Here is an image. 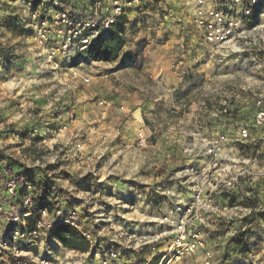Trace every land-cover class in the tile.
Here are the masks:
<instances>
[{
    "label": "rangeland",
    "instance_id": "374dc122",
    "mask_svg": "<svg viewBox=\"0 0 264 264\" xmlns=\"http://www.w3.org/2000/svg\"><path fill=\"white\" fill-rule=\"evenodd\" d=\"M162 1L151 6L143 0L128 20H120L124 44L114 60H93L88 51L75 56L73 64L90 76L89 84L78 82L75 88L68 75L64 79L54 74L33 43L29 20L22 17L23 2L0 0V164L8 173L21 175L17 178L22 186L23 177L30 176L32 184L38 179L39 201L44 204L58 196L63 205L78 209L96 246L112 244L107 228L121 229L127 232L121 249L131 260L155 263L167 253L163 264H203L202 252H170V228L155 221L150 207L128 203L125 193L138 185L142 199L151 204L149 195L156 185L182 163L179 139L201 102L217 100L210 94L217 86L248 83L230 78L229 69L204 63L197 53L199 43L187 36L185 23L166 18L165 4L171 0ZM166 45H173L176 53L170 65L161 63ZM101 100L104 104L99 106ZM240 100L249 116L251 99ZM138 132L145 146L137 145ZM75 148L88 163L75 164L69 156ZM168 153H174L172 159ZM229 228L234 226L206 229L213 259L218 264H264L259 219L252 216L235 234L236 239L248 234L247 248L237 247L239 240L217 238ZM155 235L157 241L133 248L139 237Z\"/></svg>",
    "mask_w": 264,
    "mask_h": 264
},
{
    "label": "built area",
    "instance_id": "2783aa9c",
    "mask_svg": "<svg viewBox=\"0 0 264 264\" xmlns=\"http://www.w3.org/2000/svg\"><path fill=\"white\" fill-rule=\"evenodd\" d=\"M21 1L22 17L29 20L33 43L54 74L59 72L64 79L68 75L75 81V88L78 82L90 83V76L82 73L81 65L73 64L75 56L87 52L96 41L107 39L110 29L121 19L128 20L143 3ZM149 2L151 6L163 5L162 0ZM165 7L168 21H183L187 36L192 35V41L199 43L197 53L204 63L216 70L229 69L233 73L230 78H240L248 85L217 86L210 93L217 100L201 102L200 109L192 115V125L182 131L179 139L182 163L156 185L154 194L149 195L151 204L142 199L138 185L127 188L125 195L133 206L150 207L156 212L155 221L170 228L174 234L170 252H202L203 264H218L208 249V227L234 226L217 237L234 241L238 227L244 229L248 219L256 216L264 233V0H171ZM243 97L251 99L249 116L244 112L248 107L241 105ZM103 104L102 100L98 102L99 106ZM137 136V145L145 146L142 133ZM173 155L168 153L167 158L172 159ZM69 156L77 166L88 163L79 149H72ZM17 176L21 175L8 173L0 164V264H84L93 257V264L153 261L131 260L121 249V240L127 234L121 229L105 226L112 244L96 246L78 209L63 205L58 196L51 204L42 203L38 192L41 182L35 179L32 184L23 177L22 186ZM59 226L78 231L88 241V251L64 247L55 236ZM241 236L247 248L248 234ZM157 238L158 235L139 237L133 248L151 244ZM166 256L163 254L157 264H162Z\"/></svg>",
    "mask_w": 264,
    "mask_h": 264
},
{
    "label": "trees",
    "instance_id": "16d2710c",
    "mask_svg": "<svg viewBox=\"0 0 264 264\" xmlns=\"http://www.w3.org/2000/svg\"><path fill=\"white\" fill-rule=\"evenodd\" d=\"M122 26H123L122 23L120 22L116 23L110 29L109 36L107 39L98 40L91 45V47L88 50V54L93 60L108 62L114 60L118 56L119 50L124 44V37L122 35L123 34ZM29 177L30 176H28V179ZM42 203L44 202L42 201ZM55 236L60 240L62 245L66 248L74 249L79 252H86L89 249L88 241L85 240L78 231L70 228L69 226H59L55 231ZM236 240H239L236 245L237 247H242V248L245 247V242L242 238L235 239L234 243ZM156 263L157 262L155 260V263L154 261H152L149 264H156Z\"/></svg>",
    "mask_w": 264,
    "mask_h": 264
},
{
    "label": "crops",
    "instance_id": "0c3cea01",
    "mask_svg": "<svg viewBox=\"0 0 264 264\" xmlns=\"http://www.w3.org/2000/svg\"><path fill=\"white\" fill-rule=\"evenodd\" d=\"M168 43H170V42H168ZM166 46L164 47L165 50H164L163 55H162L161 63L166 64V65H170V64L174 63L175 58H176V53H174V49H172L173 45L170 47H168V46L166 47ZM176 48H178V45H176Z\"/></svg>",
    "mask_w": 264,
    "mask_h": 264
}]
</instances>
